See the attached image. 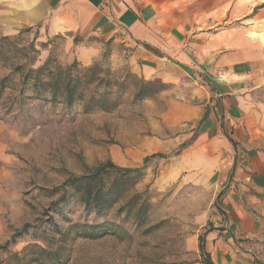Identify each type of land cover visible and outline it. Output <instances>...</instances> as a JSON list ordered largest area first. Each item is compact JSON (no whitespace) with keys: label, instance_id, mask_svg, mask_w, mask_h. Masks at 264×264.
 Returning <instances> with one entry per match:
<instances>
[{"label":"rangeland","instance_id":"obj_1","mask_svg":"<svg viewBox=\"0 0 264 264\" xmlns=\"http://www.w3.org/2000/svg\"><path fill=\"white\" fill-rule=\"evenodd\" d=\"M233 6V24H240L247 10L254 17L264 8V0ZM41 27L0 24V248L6 247L0 264H201L203 230L226 190L217 187L218 173L181 165L190 143L182 131L189 128L162 126L168 141L141 140L153 136V125L136 103L139 76L106 58L65 65V38H46ZM72 66L75 74L93 69L97 90L108 92L115 108L86 113L83 101L69 108L61 96H37L35 74L23 83L30 70L46 67L41 77L47 80L48 72ZM250 90L264 103L262 70ZM107 161L140 169L124 180L116 172L106 176L120 191L112 208L87 210L74 190L64 192L69 177ZM75 224L103 226V235L83 238Z\"/></svg>","mask_w":264,"mask_h":264},{"label":"crops","instance_id":"obj_2","mask_svg":"<svg viewBox=\"0 0 264 264\" xmlns=\"http://www.w3.org/2000/svg\"><path fill=\"white\" fill-rule=\"evenodd\" d=\"M96 1L0 0V24L64 37L65 65L106 58L160 84L136 102L153 125L141 140L188 127L181 165L218 173L226 190L203 230L201 264H264V103L250 90L264 72V8L233 24L235 0Z\"/></svg>","mask_w":264,"mask_h":264},{"label":"trees","instance_id":"obj_3","mask_svg":"<svg viewBox=\"0 0 264 264\" xmlns=\"http://www.w3.org/2000/svg\"><path fill=\"white\" fill-rule=\"evenodd\" d=\"M92 1L97 3L96 0ZM44 70H46V67H40L38 70H30L23 76V83L27 84L30 79L29 74H35L33 83L37 96H40L42 92H50L53 100L57 99V96H61L69 108L73 107L77 101H83L86 113L95 109L110 110L115 108V105H109L112 101L110 94L97 90L98 86L100 87V80L95 78L96 74L93 73V69L75 74L72 66L64 70L60 69L56 73L48 72L47 80L41 77ZM141 82L142 84L135 95L137 100L150 98L162 88L160 84L154 82H145L143 80ZM93 84L96 85V88L88 90ZM139 170L138 168L119 167L111 161L103 162L94 168L88 169L82 175L69 177L63 184V190L64 192H67L69 189L74 190L87 210L104 212L114 206L120 194L117 183L107 184L106 176L110 172H116L121 174V179L124 180V178H128V176L139 172ZM60 200L61 198L55 202V205H58ZM28 227L29 225H25L19 231V235L24 233ZM72 228L80 229V236L83 238L97 239L103 235L101 232L103 226L75 224ZM5 248L2 247L0 249L4 250ZM200 249L202 251V239L200 240Z\"/></svg>","mask_w":264,"mask_h":264}]
</instances>
